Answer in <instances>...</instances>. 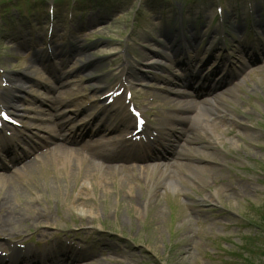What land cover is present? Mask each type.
Listing matches in <instances>:
<instances>
[{
  "label": "rangeland",
  "instance_id": "374dc122",
  "mask_svg": "<svg viewBox=\"0 0 264 264\" xmlns=\"http://www.w3.org/2000/svg\"><path fill=\"white\" fill-rule=\"evenodd\" d=\"M180 1L60 0L53 9L55 24L48 16L39 17L45 9L32 11L29 16L33 26H26L19 33H13L16 26L10 30L12 35H22L19 40L26 37L27 48L20 50L15 40L5 36L1 53L11 56L3 59L5 74L11 73L16 80L8 87V93L32 69L45 64V58L36 62L31 55L53 42L62 54L61 62L65 63L71 81L87 92L103 85L108 89L120 82L127 67L138 93L144 92L149 102L154 100L159 86L164 85V76L172 78V72L162 65L172 64L166 57L171 54L164 48L166 43L153 41L151 37L159 40L157 35L164 24L180 16ZM218 1L188 0L183 15L195 16L212 31V24H216L213 28L218 25L217 7L221 6L232 21L242 23V30L245 22L249 25L247 33L237 36L234 51L222 53L233 54L234 68L246 62L247 69L236 80L237 85L226 92V98H221L225 100L223 106L232 111L230 115L243 123V126L231 123L224 131L219 130L222 134L219 144L207 151V160H216L221 165H214L203 153H198L192 163L205 166V170L197 175L186 157L182 165L169 169L171 176L182 178V184L162 183L159 177L162 167L118 169L104 181V190L98 182L93 188L94 197L84 198L80 193L82 174L96 166L77 158L70 166L64 165V159L57 158L61 152L56 151L54 157L49 155L46 165L40 162L34 172L24 170L21 175L15 174L17 193L12 196V203L25 215L28 224L22 238L31 233L40 239L37 232L42 229L49 234L52 244L64 242L68 235L77 233L82 252L95 253L92 264H264V0ZM9 4L20 5L19 10H13L16 16L26 13L25 0H0V6ZM71 5L75 7L71 11L74 23L67 26L66 19L59 14L68 15ZM16 21L8 17L3 26L7 28ZM153 23H157V30ZM51 27L52 33L48 32ZM127 46L131 47V55ZM136 52L135 57L132 54ZM152 60L159 61L161 66L152 69L142 66ZM139 98L143 100L144 96ZM237 109L246 116L234 114ZM231 137L238 139L236 147L227 142ZM74 147L80 150L82 144ZM96 176L98 180L101 173ZM85 201L89 207L93 205L96 216H81L73 209L75 202ZM36 213L49 217L37 223L27 219ZM65 226L72 228L60 230ZM58 232L62 234L56 236ZM174 239L179 243L170 247Z\"/></svg>",
  "mask_w": 264,
  "mask_h": 264
},
{
  "label": "bare ground",
  "instance_id": "6f19581e",
  "mask_svg": "<svg viewBox=\"0 0 264 264\" xmlns=\"http://www.w3.org/2000/svg\"><path fill=\"white\" fill-rule=\"evenodd\" d=\"M190 58H194L193 55H190ZM195 107V100L191 99L189 101H180L179 102V109H182L184 111H186L187 115H184V119L183 120H189V119H197V121L200 123V125L202 126V128H205L206 130H209L212 133V136H214L216 138V141L219 140V136L221 135L220 133L217 132L216 128H221L223 127L225 124L227 123H237L235 120L229 118V115L225 112V110H223V108L220 106H217V109L214 110L213 113L210 114H203L201 112H199V110L196 111L195 114H191V111L194 109ZM48 121L53 120L52 118H47ZM241 124V123H238ZM72 128H74V126H72ZM46 132H51L50 135H45L42 136V139H49L52 140L53 136L56 135L54 134L53 130H51L49 128V126H44L43 128ZM182 136L185 137V132H182ZM58 137H60L61 135H58ZM188 141H192L195 142L197 141V138L194 137H187ZM117 140L116 138L112 139V143L111 145L113 146L116 151H118L117 148H121V146L117 143H115ZM228 143H232V145L234 147H236L238 142V139L236 137H231L228 139L227 141ZM57 147L59 148H63L64 152H63V158H64V164L70 165L71 164V159L72 156L75 155L76 158H78L77 154H74L73 151H71L68 147L66 146H62V144H57ZM0 150L3 151L2 149H6V147H2V144L0 146ZM96 153V152H94ZM18 160V159H17ZM118 160V157L116 156H108L106 157L102 162H100L99 165L100 167H104L103 169H101L99 166L98 169L94 168L93 170H87V173H83V179H82V189L80 190V193L82 195H84L83 197H94L93 193H94V185L98 182H100L102 189L104 190V188H106V185L104 184V181L108 180V178L111 175V171L116 168V162ZM15 161L14 158L10 159V162ZM7 161L3 160L2 158H0V168H5ZM28 163L24 164V167H28ZM205 170V166H193L192 167V171L199 175L203 173V171ZM97 172L101 173L100 178H98L97 180ZM193 173V174H194ZM0 177H2V171H0ZM160 177V176H159ZM161 178V177H160ZM34 185H38V189L40 188V185L37 183L36 180H34ZM6 182H11V178L10 175H7V180ZM99 184V185H100ZM107 190H105L104 192H106ZM93 192V193H92ZM17 193V189L14 186V184L11 185V188L7 187V183H2L0 184V238L1 237H6L7 235H10L12 233H14L16 230L21 229L22 224L26 225V217L25 215L21 212L20 209H18L17 207H15L12 203V196L16 195ZM88 201H85V203H78L75 202L73 209L79 213L81 216H88V217H92V216H96L97 214L95 213V211L93 210L94 207L93 205H90V207L88 206ZM93 208V209H92ZM42 213H38L36 216H33V219H31V217H29L28 220H30L31 222L33 221H39L40 217L42 216ZM37 254H32V256H28V257H24L23 256L20 258L24 260V262H28L29 260L32 259L33 256H35ZM0 262H5L4 259L0 258ZM7 262V261H6ZM20 262V261H17ZM34 262L30 263L33 264ZM60 262H54L53 264H58ZM65 263V262H63ZM15 264H21V263H15Z\"/></svg>",
  "mask_w": 264,
  "mask_h": 264
},
{
  "label": "trees",
  "instance_id": "16d2710c",
  "mask_svg": "<svg viewBox=\"0 0 264 264\" xmlns=\"http://www.w3.org/2000/svg\"><path fill=\"white\" fill-rule=\"evenodd\" d=\"M264 250V249H263Z\"/></svg>",
  "mask_w": 264,
  "mask_h": 264
}]
</instances>
